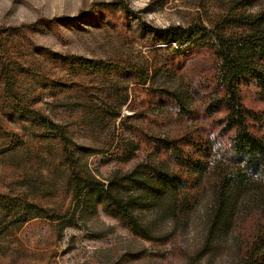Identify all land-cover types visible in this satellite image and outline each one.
I'll return each mask as SVG.
<instances>
[{"label":"rangeland","instance_id":"374dc122","mask_svg":"<svg viewBox=\"0 0 264 264\" xmlns=\"http://www.w3.org/2000/svg\"><path fill=\"white\" fill-rule=\"evenodd\" d=\"M108 3L114 6H102ZM130 3L13 0L12 9L0 16V29H15V52L24 53L28 61L41 63L38 52L45 49L121 66L106 77L61 73L66 83L61 89H39L34 94L38 97L35 108L85 147L89 168L101 181L141 163L192 178L190 171L157 152L149 137L217 139L219 121L226 112L217 106L211 113L208 106L223 91L215 80L214 60L208 50L180 58L181 67H160L164 52L146 46L156 28L145 22V13L159 12L171 25L187 26L200 21L216 23L220 15L234 10L255 27L241 34L242 42L262 43L264 0H152L140 12H133ZM21 4L29 8L31 22L17 25L13 12ZM246 62L264 70V63L252 56ZM50 67L53 65L47 64ZM146 77L147 84L138 82ZM22 83L27 91L32 89L31 79L23 76ZM162 89L175 94L177 100L158 92ZM240 94L255 115L249 120L251 130L264 138V96L254 83L242 85ZM0 125L29 142L25 151L15 153L8 150L9 141H0V191L27 193L50 213L63 217L35 219L20 229L1 232L0 264H242L249 255L264 264L263 194L242 193L226 208L225 199L216 197L210 177L190 188L189 205L181 210L170 201L164 203L166 209L150 206L147 193L139 197L137 189H130L126 195L132 194L137 203L139 221L150 231L147 239L103 207L78 206L65 192L57 169L42 159L41 131L30 122L9 119L0 112ZM218 141L227 143L226 137Z\"/></svg>","mask_w":264,"mask_h":264},{"label":"trees","instance_id":"16d2710c","mask_svg":"<svg viewBox=\"0 0 264 264\" xmlns=\"http://www.w3.org/2000/svg\"><path fill=\"white\" fill-rule=\"evenodd\" d=\"M102 6L114 5L108 3ZM120 6L126 13L130 12L126 4L120 3ZM248 29L255 30V27L231 10L210 25L200 21L187 26L171 25L164 30L156 28L146 45L152 50L164 52L165 58L160 67H181L179 59L194 51L208 50L214 60L215 80L223 92L208 109H212V113L217 106L224 107L226 114L219 121L221 131L218 138L226 137L227 143L219 142L218 138L195 141L190 135L149 137L157 152L166 154L177 166L190 171L192 178L184 177L181 172H169L141 163L129 172L114 174L107 182L101 181L89 168L85 147L74 142L62 125L35 108L38 97L34 94L39 89H61L66 84L61 73L70 77L81 73L106 77L121 66L45 49L38 52L42 56L41 63L28 61L24 53L15 52L12 43L14 28L0 29V112L9 119L30 122L32 127L41 131L40 149L45 153L42 159L49 160L51 167L57 169L65 192L73 197L78 206L89 203L94 210L103 207L133 233L150 239V231L139 221L133 195H126L130 189H137L139 197H146L144 194L147 193L149 197L146 200L150 206L165 208L164 203L170 201L179 204L181 210H186L189 205L193 194L190 188L197 187L210 177L214 178L216 197L225 199L226 208H229V201L237 200L242 193L253 191L264 195V138L251 130L249 120L255 115L244 105L240 94L242 85L254 83L264 96V70L251 67L246 62V58L252 56L264 63V42H242L241 34ZM47 64L53 67L48 69ZM129 72H134V69ZM23 76L32 80L29 91L23 86ZM146 81L147 77L138 82L145 85ZM158 92L177 100V96L169 91L162 89ZM2 140L9 141L8 150L15 153L25 151L29 143L0 125ZM132 156L129 155V158ZM40 218L52 221L63 219L50 213L27 193L0 191V233L7 229H20L27 222ZM242 264L262 262L249 255Z\"/></svg>","mask_w":264,"mask_h":264},{"label":"clouds","instance_id":"9594fccd","mask_svg":"<svg viewBox=\"0 0 264 264\" xmlns=\"http://www.w3.org/2000/svg\"><path fill=\"white\" fill-rule=\"evenodd\" d=\"M151 3L152 0H131L129 7L133 12H140L141 10L147 9ZM12 7L13 0H0V16L4 15ZM30 15L29 8L23 4L17 6L15 12H13V18L17 25L30 23ZM145 16V22L151 27L164 30L171 26V21L165 19L162 13L146 12ZM176 23L179 24V21Z\"/></svg>","mask_w":264,"mask_h":264}]
</instances>
